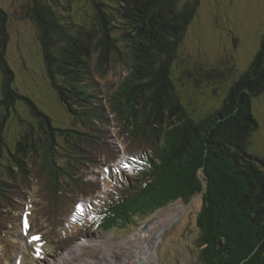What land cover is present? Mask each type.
<instances>
[{
  "label": "trees",
  "instance_id": "trees-1",
  "mask_svg": "<svg viewBox=\"0 0 264 264\" xmlns=\"http://www.w3.org/2000/svg\"><path fill=\"white\" fill-rule=\"evenodd\" d=\"M31 1L29 18L48 85L70 122L56 126L14 87L7 59L9 17L0 8V195L18 199L9 203L10 211L21 214L23 193L31 189L40 192L50 218L69 202L58 197L62 184L89 195L94 188L85 187V178L77 174L118 155L107 131L113 128L130 167L124 176L117 174L95 209H87V231L124 239L164 208L200 199L192 233L180 236L189 263L264 264V153L248 151L258 129L252 103L264 95V34L247 70H228L221 106L194 122L195 110L183 102L171 72L176 62L187 66L178 52L197 22L201 0H87L97 25L79 20L71 0ZM259 17L262 23L264 16ZM233 42L236 48L238 39ZM220 59L210 66L197 62L194 69L212 81L213 69L231 61ZM114 61L124 77L109 92L98 73ZM120 92L127 96L123 104ZM19 104L25 105L26 115L18 111ZM9 123L18 128L12 143L6 138ZM37 161L47 178L37 171ZM10 216L0 218V241L12 232L6 225L15 231ZM173 254L170 263L175 264Z\"/></svg>",
  "mask_w": 264,
  "mask_h": 264
},
{
  "label": "rangeland",
  "instance_id": "rangeland-1",
  "mask_svg": "<svg viewBox=\"0 0 264 264\" xmlns=\"http://www.w3.org/2000/svg\"><path fill=\"white\" fill-rule=\"evenodd\" d=\"M71 2L79 20L84 18L87 24L95 23L97 25L87 0H71ZM201 4L200 13L196 17L197 22H194L189 28L178 52L179 57L185 60L187 66L183 62H176L171 72L175 86L179 85V93L183 102L191 104L189 110H195L192 115L194 122H199L208 117L221 106L227 91L225 87L229 76L228 70L233 69L234 66L238 74L245 72L258 50L256 46H258L264 34V21L259 22L261 18L259 16H264V0H201ZM0 8L9 17L8 31L11 40L7 47V59L15 76L14 87L24 95L31 97L35 104L53 119L56 126L69 124L68 114L59 104L56 94L48 85L43 58L37 42V32L33 20L29 18L33 9L32 1L0 0ZM216 12L217 14L223 12V15H219L217 19ZM235 38L238 39L236 48L239 46V49L237 50L233 42ZM220 56L225 57V60L229 58L231 61L228 63L221 61L222 67L213 69L215 76L212 81L207 82L208 80H205L202 76L205 75L203 73L201 76L197 74L194 69L197 62L209 66L213 63L220 64ZM110 65V68L105 72H99L98 77L107 91L113 92L117 89L119 80L124 77V74L121 69L116 68L117 63L115 61L110 62ZM182 83L184 85L180 86ZM199 88H203V91H196ZM126 97L123 96L122 92L119 93L122 104L123 98L126 99ZM18 111L23 115L27 113L24 104L18 105ZM252 112L258 122V129L250 139L248 151L251 154L263 155L264 95L253 101ZM6 136L8 141L14 142V139L18 136V128L15 124L9 123ZM36 168L42 178H47L46 171L41 170L42 165L38 161ZM93 172L98 173L96 170ZM39 189H41V186ZM59 196L60 194H58ZM73 198L74 195L71 196V199ZM30 200H36L39 203V212H37L38 207L33 204V213L32 215L26 214L27 219H24V225H22L19 234L21 235L23 232L28 234L33 243L38 242L41 244L42 242L41 252L44 254V260L46 261H38L43 254L40 251L35 254V247L33 248L35 250H31L29 254H26V250L29 249L28 242L26 244L21 236L17 240L20 244L18 248L13 242H7L6 246L4 244L0 245V258H2L0 264H14V260L18 255L22 256L23 264H51L52 258L61 254L60 252L56 254L58 249L55 251V243L61 242L64 235L56 236V233L65 229L64 225L72 220L74 210L78 207H74L73 211L69 210L70 212L65 213V209L72 207L71 203L67 202L65 208L58 211L61 217L53 223L50 222L49 206L40 198V192L35 193L33 196L30 195ZM200 208V199H196L194 203L189 204L186 213L182 214L180 219L167 229L162 236L160 243L158 242L155 247L153 259L149 261V264H172L170 262H174V259L171 261V251L174 253L173 258L178 259L177 264H190L189 259L187 260V253H184L185 240H181L180 236L182 233H192L196 214ZM175 213H170L167 217L161 219L160 224H166V220L175 216ZM25 221H27V228H25ZM38 233H41V235ZM109 235L81 240V242L85 241L87 244L83 245V248L79 251L73 248L76 244L73 245L68 249L70 258L67 260V264H82L83 260L98 264H123L127 254L118 250L115 245H111V242L118 243L119 241L114 238L110 241L111 236ZM33 237H39V239L36 240ZM23 253L25 255H22Z\"/></svg>",
  "mask_w": 264,
  "mask_h": 264
},
{
  "label": "bare ground",
  "instance_id": "bare-ground-1",
  "mask_svg": "<svg viewBox=\"0 0 264 264\" xmlns=\"http://www.w3.org/2000/svg\"><path fill=\"white\" fill-rule=\"evenodd\" d=\"M174 212H176L175 214H178L179 210L175 209L173 210L172 213ZM167 216L168 215H166L165 217ZM160 226H165V224L161 225L160 221H158L157 223L149 225L146 229L139 230L138 232L134 233L133 235H131L130 237L126 238L123 241H120L118 243L111 242V245H115L118 250L126 252L127 255L123 260V264H149V261L153 259V254L155 252V246L157 243L155 238L160 231L159 229ZM13 243L15 244V241ZM85 244H87V242L85 241L81 243H77L73 248L79 251L80 249L83 248L82 246ZM60 253L61 254L52 258L51 264H67V260H69L70 258L69 250L65 251L64 254L62 251ZM108 256L112 258L110 255ZM18 263L22 264L21 261ZM82 264H98V263H94L88 260H83Z\"/></svg>",
  "mask_w": 264,
  "mask_h": 264
},
{
  "label": "water",
  "instance_id": "water-1",
  "mask_svg": "<svg viewBox=\"0 0 264 264\" xmlns=\"http://www.w3.org/2000/svg\"><path fill=\"white\" fill-rule=\"evenodd\" d=\"M183 205H184V204H183ZM183 205L180 204V206H177V205H175V206L181 208V206H183ZM175 206L165 208V209H164V210H163L158 216L154 217V218H153L152 220H150L148 223L144 224L142 228H143V229H146L149 225L154 224L155 222H157V221L159 220V218H162V217L164 216V213H165V212L170 211L171 208L173 209ZM185 207H186V206H185ZM182 210H184V209H182ZM167 227H168V226H166L163 230H161V231L157 234V236H156V238H155V240H156L157 242H158V240H160V238H161L163 232L166 230Z\"/></svg>",
  "mask_w": 264,
  "mask_h": 264
},
{
  "label": "snow or ice",
  "instance_id": "snow-or-ice-1",
  "mask_svg": "<svg viewBox=\"0 0 264 264\" xmlns=\"http://www.w3.org/2000/svg\"><path fill=\"white\" fill-rule=\"evenodd\" d=\"M25 228H27V221H25ZM33 239H36V240H38V239H39V237H33Z\"/></svg>",
  "mask_w": 264,
  "mask_h": 264
}]
</instances>
